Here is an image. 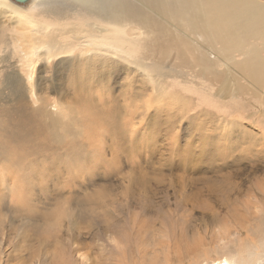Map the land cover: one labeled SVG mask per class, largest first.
Wrapping results in <instances>:
<instances>
[{"label":"rangeland","instance_id":"1","mask_svg":"<svg viewBox=\"0 0 264 264\" xmlns=\"http://www.w3.org/2000/svg\"><path fill=\"white\" fill-rule=\"evenodd\" d=\"M40 16L62 27L58 46L89 20ZM12 25L0 23V264H56L54 250L68 264L238 262L248 245L264 255L263 97L209 101L161 63L155 78L192 109L151 105L140 121V74L127 84L85 59L18 61L24 35Z\"/></svg>","mask_w":264,"mask_h":264},{"label":"bare ground","instance_id":"2","mask_svg":"<svg viewBox=\"0 0 264 264\" xmlns=\"http://www.w3.org/2000/svg\"><path fill=\"white\" fill-rule=\"evenodd\" d=\"M41 14H50L56 21L67 19L68 15H83L89 20L82 23L85 34L74 30L66 46H58L51 33L61 32L62 27H54ZM0 23L13 24L21 33L19 36L24 35L16 46L20 48L18 61L39 57L48 69L68 62L79 64L85 59V64L93 69L125 72L127 84H133L140 74L142 79L138 83L142 87L137 96L141 100L140 105H135L137 116H142L140 121L151 105L155 112L172 115L167 103L192 109L186 103L190 98L179 96L170 89L171 85L155 78L153 67H160L161 63L179 69L162 64L165 71L185 72L177 84L184 90L201 91L209 101L216 98L217 103L230 105L248 96L263 103L260 100L264 99V0H29L24 7L0 0ZM12 80L19 84L22 79L13 71ZM180 102L186 103L185 106ZM58 108L52 109L57 112ZM255 108L257 112L264 110L261 104ZM226 121L229 125L234 122ZM256 123L264 124V118L256 119ZM254 128L256 133L260 132ZM251 247H244L247 258L238 262L224 258L216 264H260L264 255L252 253ZM65 255L54 250L50 257L53 263L68 264Z\"/></svg>","mask_w":264,"mask_h":264},{"label":"water","instance_id":"3","mask_svg":"<svg viewBox=\"0 0 264 264\" xmlns=\"http://www.w3.org/2000/svg\"><path fill=\"white\" fill-rule=\"evenodd\" d=\"M13 1L14 3H17V4H25L27 3L29 0H11Z\"/></svg>","mask_w":264,"mask_h":264}]
</instances>
